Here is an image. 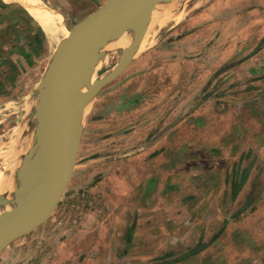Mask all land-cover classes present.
Masks as SVG:
<instances>
[{
	"label": "rangeland",
	"instance_id": "1",
	"mask_svg": "<svg viewBox=\"0 0 264 264\" xmlns=\"http://www.w3.org/2000/svg\"><path fill=\"white\" fill-rule=\"evenodd\" d=\"M44 1L51 4L49 0ZM104 1L90 0L92 8L88 11L79 7L73 9V5L62 0L66 7L63 15L60 13L64 24L70 30L76 22ZM182 1L177 7V11L182 13L181 19L176 23L165 24L153 37L147 36L143 51L131 54L127 66L115 78L105 83L89 103V110L91 113L94 111L97 122H87L84 126L80 142L82 148L77 155L75 171L64 194L44 222L13 239L0 250V264H5L4 260L10 254L22 257L15 264H33L31 258H26L27 250L30 253L35 249L40 250L42 243L49 237L46 232L39 236L35 234L32 242L31 238L36 229H70L81 219L89 225L93 222L92 218L87 219L89 212L111 211L112 205L103 198L101 190H89V187L94 186L100 176L104 175L102 171H95L98 166L104 165V157L99 156L106 151L104 143L99 142L94 131L100 133L104 130L105 118L113 119L122 127V118L128 117H125V114L128 115L136 104L144 108L153 104L157 106L156 112H164L174 102H180L187 95L198 92L204 83L209 90L199 94L198 100L208 98L209 95L216 103L214 112L207 118L208 122H211L212 131L208 133L210 126L206 125V121L202 128L189 123L186 127L178 128L179 139L182 141L186 137L188 140L192 135H197V144L204 147V150L197 151L203 163L210 161L220 166L226 161L224 172L218 176L214 175L215 181L227 184L226 190L223 189L225 192L219 193L226 213L223 219L214 221L211 215L202 221L203 227L206 223L211 225L204 227V231L210 230L209 234L198 238L189 237V243H198L195 248L200 250V245H204L201 247L202 253H195L187 264H264V70L257 76H241L239 72L244 70L238 69L242 62L240 60L248 53H243L245 50L254 49V53L263 47L264 23L257 28H251L252 32L249 28L240 27L250 20L262 21L264 0ZM253 10L260 14H251ZM187 22L190 24L185 26ZM52 29L53 27L50 32ZM50 32L21 4L13 2L0 5V163L4 160L3 154L9 147V142L13 139L15 128L32 118L31 113L24 112V104L26 100L38 98L37 87L57 44L65 37L57 31ZM195 33H198V36ZM251 33L257 34L254 43L247 41ZM241 39L244 42H241ZM31 44L35 46L31 48ZM183 44H187L189 49L180 53ZM127 47L113 43L110 51L95 69L96 77L115 67ZM22 50H25V53L21 52ZM184 63H187L186 67ZM186 74L190 76H185ZM86 146L88 149L85 150ZM223 147L227 150V156L222 153ZM78 160L86 162V166L80 168ZM195 165L197 169L193 168V173L201 172L204 168L202 163L196 161ZM245 176H248L247 180ZM240 177V182L245 180L243 185L234 188V192L230 191L233 179L239 181ZM20 181L19 185L25 182L23 179ZM205 190L211 192L210 189ZM238 190L242 194L245 192L244 203H233L231 196ZM142 194L141 192L135 199L136 211L142 206V199L145 200ZM143 207L142 210L145 211L151 209V206ZM197 207H200V204L194 205V209ZM190 209L191 206L187 209L189 213ZM58 216L60 218L57 220ZM190 218H193V214ZM162 219L164 233H167L174 224V214L163 213ZM198 226V222L192 225L195 229ZM135 227V221L127 225V229ZM116 229L119 230L118 226ZM115 236L118 241H115L114 245L120 246V235ZM27 237L29 242L24 240ZM181 248L183 250H171L174 256L166 259H180L175 258L180 257L176 255L187 251L185 245ZM88 259L85 258L82 263L89 264ZM104 261L105 255L97 264H105Z\"/></svg>",
	"mask_w": 264,
	"mask_h": 264
},
{
	"label": "crops",
	"instance_id": "2",
	"mask_svg": "<svg viewBox=\"0 0 264 264\" xmlns=\"http://www.w3.org/2000/svg\"><path fill=\"white\" fill-rule=\"evenodd\" d=\"M66 1L73 5V9L79 7V9L91 11L90 0ZM49 2H51V7L63 15L62 12L66 7L62 0H49ZM255 12L260 14L257 10L251 11V14ZM262 17L261 22L250 20L240 28H257L264 23V14ZM188 24L190 23L187 22L185 26ZM195 35L198 36V33ZM256 36L257 34L251 33L247 41L254 43ZM241 40L244 42L243 39ZM34 46L35 44H31V48ZM1 49L0 45V51ZM188 49L189 46L183 44L180 53L187 52ZM243 51L244 49L241 50ZM249 51L250 49L245 50L243 53H248L244 54L245 56L240 60L242 62L238 69L244 70L239 72L241 76H257L264 70V44L254 53V49ZM21 52L25 53V50ZM183 60L186 62L185 59ZM184 66L186 67L187 63H184ZM204 84L198 92L187 95L180 102H174L164 112H156L157 106L153 104L149 107L144 105L145 108L136 104L128 115L125 114V117H128L122 118V127H119V123L117 125L113 119L105 118L104 130L100 133L94 131L99 142L104 143L106 151L99 156L104 157V165L98 166L95 171H102L104 175L100 176V180L94 186H90L89 190H101L103 198L112 205L111 211L107 213L89 212L86 215L87 219H93L89 225L81 219L70 229L62 227L36 229V233L31 238L32 242L35 234L39 236L46 232L49 237L42 243L40 250L35 249L32 253L27 250L26 258H31L33 264H83L85 258H89V264H97L98 260L105 255V264H187L191 260L189 258L195 253H202L201 249L204 244L200 245L199 250L195 248L198 247V243L197 246L194 245L196 241L189 243L188 240L190 236L198 238L210 233V230L204 231L205 226H211L206 223L203 227L204 219H208L211 215L214 221L225 217L226 208L222 206L223 202L219 198L221 196L219 193L225 192L227 184L215 181L214 175L218 176L219 173L224 172L226 161L220 166L210 161L203 163L197 151L204 150V147L197 144L198 139H195L197 135H192L188 140L185 137L182 141H187L182 142L181 138L179 139L178 128L186 127L189 123L202 128L204 121L208 122V116L214 112L216 103L209 95L208 98L198 100L199 94H204L209 90L207 84ZM94 116L95 113L92 111L86 124L97 122ZM206 125L210 126L207 129L209 133L212 131L211 122ZM81 146L82 144L79 146L78 154ZM86 149H88L87 146ZM221 149L222 153L226 154L227 150L224 147ZM195 161L204 165L201 172L193 173V168L197 169ZM78 162L81 164L80 168L86 166V162L81 160ZM248 170L251 172L250 168ZM234 171L236 172L237 169ZM246 177L248 176H245V180H247ZM240 179L241 177L239 181L233 179L229 187L230 191L243 185L242 182L245 180L242 179L240 182ZM205 189H210L211 192ZM141 192L145 200L142 199V206L138 209L139 211H136L135 199L139 194L141 195ZM232 195L233 203L245 202V192L242 194L238 190ZM195 204H200V207L194 209ZM115 206L117 207L114 209ZM143 206H151V209L142 210ZM190 206L191 212L189 213L187 209ZM163 213L174 214V224L167 233H164ZM59 218L60 216L57 220ZM134 221L137 222V227L127 229V225L133 224ZM195 221L199 224L196 229L192 227ZM116 226L120 231L116 229ZM115 233L120 235V246L114 245V242L118 241ZM24 240L29 242L28 237ZM184 245L187 251L176 255L180 257H175L181 260L166 259V257L174 256L171 250H183L181 246ZM188 245L191 247L188 248ZM21 259L22 257L10 254L4 262L15 264Z\"/></svg>",
	"mask_w": 264,
	"mask_h": 264
},
{
	"label": "water",
	"instance_id": "3",
	"mask_svg": "<svg viewBox=\"0 0 264 264\" xmlns=\"http://www.w3.org/2000/svg\"><path fill=\"white\" fill-rule=\"evenodd\" d=\"M162 1L165 0H105L78 21L69 35L57 44L37 87L39 96L44 97L38 113L51 111L52 124L45 139L37 143L32 153L29 182L12 198L5 196L0 200V250L44 222L53 212L75 168L90 113L89 102L105 83L127 66L131 59L127 48L115 67L85 88L88 79L110 51L114 38L130 29L145 7ZM5 211L11 212L12 217L10 223L3 226Z\"/></svg>",
	"mask_w": 264,
	"mask_h": 264
},
{
	"label": "bare ground",
	"instance_id": "4",
	"mask_svg": "<svg viewBox=\"0 0 264 264\" xmlns=\"http://www.w3.org/2000/svg\"><path fill=\"white\" fill-rule=\"evenodd\" d=\"M0 1L21 4L40 21L47 31L50 32V28L53 27L52 32L50 33L57 31L60 34L65 35V37L70 33L69 29L63 22L61 14L44 0ZM181 1L182 0H165L153 6L145 7L139 12L133 23L129 26L130 29L121 32L114 38L110 44V48H112V44L115 43L119 46L127 45V50L130 54L140 53L146 45L145 38L147 36L149 38L153 37L156 31L165 24L169 22L176 23L181 19L182 13L181 11H177V7ZM58 33H56V35ZM51 35L53 36V34ZM100 63L101 61L96 68ZM95 78L96 74L94 70L88 79L85 88L89 87ZM43 98L44 97L40 95L35 100H31L30 98H28L30 100L25 99L26 103L24 104V109L26 111L24 110V112L31 113L32 118L28 121L25 120L26 122L21 125L18 124L19 126L14 130L13 139L9 142V147L5 151V154H3L4 160L0 163V200L5 196L12 198L16 191L26 185L30 180L29 168L32 153L37 143L45 139L46 132L50 128L53 120V113L51 111L48 114H41V112L38 113L39 107L44 101ZM1 151L2 150H0V152ZM21 176H23V178L20 179ZM22 179L25 182L19 185V181H22ZM24 211L25 209L22 211V216H24ZM11 217V212L5 211L2 225L9 224Z\"/></svg>",
	"mask_w": 264,
	"mask_h": 264
},
{
	"label": "trees",
	"instance_id": "5",
	"mask_svg": "<svg viewBox=\"0 0 264 264\" xmlns=\"http://www.w3.org/2000/svg\"><path fill=\"white\" fill-rule=\"evenodd\" d=\"M5 4H6L5 2L0 1V5H5Z\"/></svg>",
	"mask_w": 264,
	"mask_h": 264
}]
</instances>
